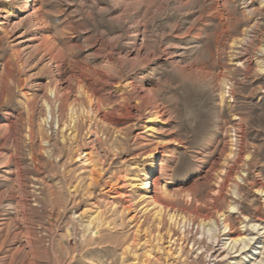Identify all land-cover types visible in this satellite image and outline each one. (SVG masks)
Wrapping results in <instances>:
<instances>
[{
	"label": "rangeland",
	"instance_id": "374dc122",
	"mask_svg": "<svg viewBox=\"0 0 264 264\" xmlns=\"http://www.w3.org/2000/svg\"><path fill=\"white\" fill-rule=\"evenodd\" d=\"M25 4L0 0V264H264V0ZM84 78L116 107L91 132ZM155 160L166 199L149 204Z\"/></svg>",
	"mask_w": 264,
	"mask_h": 264
},
{
	"label": "bare ground",
	"instance_id": "6f19581e",
	"mask_svg": "<svg viewBox=\"0 0 264 264\" xmlns=\"http://www.w3.org/2000/svg\"><path fill=\"white\" fill-rule=\"evenodd\" d=\"M25 1L27 2V4H25V5H29L31 3V0H25ZM103 76L106 79V80L105 79H103V80H105L106 82H110L109 76H107L106 74H103ZM85 80L86 79L84 78V80L80 81L78 94L81 97V102L82 103L86 104V103L89 102V104H92V105H89L90 107L88 106L89 109L87 107V110H84L83 115H82L83 116V120H84V118H86V120H88V122L90 123V128L88 129V131L91 132V129L93 128V124L92 123H93L94 120L96 122V120H97L96 117H98V115L96 117L91 116L90 115L91 111L93 113V111H95V108H96V113L95 114H99L100 115V119L106 120V119H109L110 115H112L114 113V111L116 110V107H114L112 110H104V109H101L99 103L98 104L97 103L93 104L94 103V102H92L93 99L89 96L88 93L90 91L89 89L92 88L93 84H95V83H92L89 86H86L87 83L85 82ZM129 86H130L129 88H131L130 92H133L134 90H137V87H136L134 82H130ZM69 88H67V87L63 88L64 92L62 94L61 110L64 111L65 109H68V108L70 109L71 113H70V115H68L70 119L68 121H66L67 128L68 129H73L74 132L79 133L81 131V129L85 127V125H84V121H82V122L78 121L77 122L75 120L74 106H75L76 100H73L71 98V95L69 94V93H71V92H69ZM226 92H229V88L226 89ZM148 97L140 98V100L138 102L139 105H137V107L145 109L147 113H153L155 115L163 116L164 115V107L161 104H159L154 98L150 99ZM4 113L6 115L9 112L5 111ZM129 116L130 117L133 116V112L131 110L129 112ZM73 122H74V124H73ZM96 123H94V125ZM231 140H232L234 145H237L241 141V139L238 138L235 134L232 135V139ZM232 154L230 155L231 158H232V156L237 155L236 159H239L240 156H241V151L240 150L237 151V154L233 153V151H232ZM158 164H159L158 160H155L154 164L152 166H150V168H148L149 170L148 169L146 170V173H145L146 177L143 179V181H144L143 185L140 186V189L142 191V198L145 199V200L149 199L148 200L149 204L162 203L166 199V197H165V192L166 191H165V189H163V184H158L156 179H154V174L156 173V171H160L161 170V168L159 167ZM233 169H234V165L233 164H230L228 161H224V163L222 165L221 172H220L221 178H219L221 182L213 187L211 195H209L210 199L212 201L211 205L214 206V208L217 207V202L222 197V193H223V191L226 188V185H227V183L229 181V178L231 176V173H232ZM253 184H259L260 185L259 186V191H261L262 193L264 192V181L263 182L253 181ZM221 213H223V212H221ZM223 219H224V217H223ZM225 220L227 221L226 227L228 228L229 220H230L229 214L225 216ZM229 231H230V229H229ZM246 239L248 240V238L239 235V237L236 238L233 241H235V243H236L237 241H243V240H246ZM220 244H221L220 240L218 242L216 240L214 241V245L215 246L216 245H220ZM232 249H233V247H232ZM230 251H229V253H232ZM241 251L243 253H245L247 251V248H243Z\"/></svg>",
	"mask_w": 264,
	"mask_h": 264
}]
</instances>
